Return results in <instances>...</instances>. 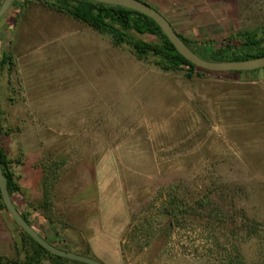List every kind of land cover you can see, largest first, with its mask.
I'll list each match as a JSON object with an SVG mask.
<instances>
[{
    "label": "rangeland",
    "instance_id": "1",
    "mask_svg": "<svg viewBox=\"0 0 264 264\" xmlns=\"http://www.w3.org/2000/svg\"><path fill=\"white\" fill-rule=\"evenodd\" d=\"M142 1L190 39L264 35V0ZM3 52L15 59L0 76V109L13 130L3 145L24 160L18 205L52 198L50 213L32 217L36 231L51 236L52 221L72 252L104 264H264V69L256 81L165 73L38 3L0 23ZM214 185L232 219L193 201L170 227L172 187L196 199ZM16 241L0 213V254L16 259Z\"/></svg>",
    "mask_w": 264,
    "mask_h": 264
},
{
    "label": "trees",
    "instance_id": "2",
    "mask_svg": "<svg viewBox=\"0 0 264 264\" xmlns=\"http://www.w3.org/2000/svg\"><path fill=\"white\" fill-rule=\"evenodd\" d=\"M32 3L44 5L87 25L104 38L109 39L114 47L131 52L138 61L154 65L165 73L184 71L186 77L192 80L196 77H202L207 72L183 57L164 34L161 27L152 18L140 12L90 0H16L12 8L17 9L19 15H23ZM179 35L189 48L206 61L236 62L264 57V35H260L257 30L232 34L221 43L214 40L190 39L181 33ZM144 36L153 37L154 40L149 42L143 38ZM14 67V56L9 52H3L0 56V76L10 78L14 73ZM261 70L230 73L239 75V79L242 81L246 80L247 77L256 81L260 79V74L263 73L260 72ZM3 115V111L0 109V165L13 203L25 220L36 230L32 217L39 209L47 214L50 213L53 208L52 198L46 194L44 202L39 206L36 207L29 203L25 212L20 210L18 202L21 201L22 187L16 168L22 166L24 160L23 158H11L3 145V139L13 133L11 128L5 126ZM231 192L236 193L234 189H231ZM189 197L181 196L176 187L171 188V193L165 202L170 211L168 214L170 227L176 225L183 214L191 213V210L194 209L191 207L193 201L197 205L196 208L201 209L202 213L210 219L226 222L227 219L233 217L225 210L230 196L223 187L214 185L196 199ZM5 212L8 213V210L0 191V213ZM46 219L49 220L48 217ZM12 220L17 225L15 249L18 257L10 259L0 254V264H43L45 261L50 264H84L48 252L26 233L13 218ZM50 224L52 225L50 228L51 236L37 232L56 247L71 251L63 240L60 241L59 232L54 222L50 221ZM228 264H246V262L241 255H238Z\"/></svg>",
    "mask_w": 264,
    "mask_h": 264
},
{
    "label": "water",
    "instance_id": "3",
    "mask_svg": "<svg viewBox=\"0 0 264 264\" xmlns=\"http://www.w3.org/2000/svg\"><path fill=\"white\" fill-rule=\"evenodd\" d=\"M103 4L120 6L140 12L152 18L163 30L164 34L170 39L172 44L178 52L185 57L189 62L198 68L212 73H229V72H250L264 69V57L236 62H212L206 61L199 57L185 42L181 39L179 33L176 31L172 23L154 7L145 3L142 0H90ZM16 0H4L0 7V21L7 15ZM0 191L7 207L10 216L18 223V225L28 233L35 241H37L43 248L53 255L66 258L69 260L81 262L84 264H104L97 259L81 255L75 252L67 251L56 247L49 243L42 237L22 216L20 211L16 208L13 200L9 194L5 177L0 165Z\"/></svg>",
    "mask_w": 264,
    "mask_h": 264
}]
</instances>
